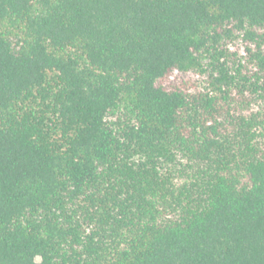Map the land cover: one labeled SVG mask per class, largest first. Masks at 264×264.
I'll use <instances>...</instances> for the list:
<instances>
[{"label":"trees","instance_id":"obj_1","mask_svg":"<svg viewBox=\"0 0 264 264\" xmlns=\"http://www.w3.org/2000/svg\"><path fill=\"white\" fill-rule=\"evenodd\" d=\"M0 264H264V0H0Z\"/></svg>","mask_w":264,"mask_h":264},{"label":"rangeland","instance_id":"obj_2","mask_svg":"<svg viewBox=\"0 0 264 264\" xmlns=\"http://www.w3.org/2000/svg\"><path fill=\"white\" fill-rule=\"evenodd\" d=\"M38 261H39V258H38Z\"/></svg>","mask_w":264,"mask_h":264},{"label":"clouds","instance_id":"obj_3","mask_svg":"<svg viewBox=\"0 0 264 264\" xmlns=\"http://www.w3.org/2000/svg\"><path fill=\"white\" fill-rule=\"evenodd\" d=\"M38 259V258H37Z\"/></svg>","mask_w":264,"mask_h":264}]
</instances>
